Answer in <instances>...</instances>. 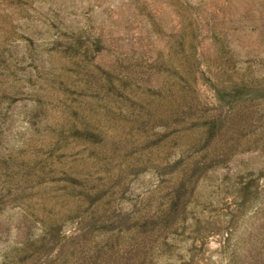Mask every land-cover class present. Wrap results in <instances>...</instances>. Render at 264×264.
<instances>
[{
  "label": "rangeland",
  "instance_id": "rangeland-1",
  "mask_svg": "<svg viewBox=\"0 0 264 264\" xmlns=\"http://www.w3.org/2000/svg\"><path fill=\"white\" fill-rule=\"evenodd\" d=\"M0 264H264V0H0Z\"/></svg>",
  "mask_w": 264,
  "mask_h": 264
}]
</instances>
